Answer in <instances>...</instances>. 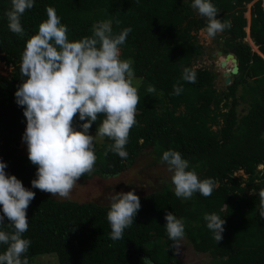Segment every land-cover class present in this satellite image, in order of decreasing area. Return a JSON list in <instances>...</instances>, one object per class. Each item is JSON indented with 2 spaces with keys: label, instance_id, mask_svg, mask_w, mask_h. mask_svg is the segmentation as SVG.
Masks as SVG:
<instances>
[{
  "label": "trees",
  "instance_id": "16d2710c",
  "mask_svg": "<svg viewBox=\"0 0 264 264\" xmlns=\"http://www.w3.org/2000/svg\"><path fill=\"white\" fill-rule=\"evenodd\" d=\"M210 2L219 10L218 19L231 22V28L215 38L224 39L221 50H235L240 67L223 90L215 87V71L192 68L204 52L197 32L207 23L191 7L192 0H34V7L21 17L23 37L9 30L3 15L10 0H0V60L13 67L10 77H0V159L8 174L35 192L23 234L31 241L25 254L29 264L45 253L56 254L59 264H143L145 258L152 264H182L164 226L166 212L183 221L184 236L196 251L208 253L212 264H264V218L259 216V190L264 188V0ZM49 6L67 26L69 40L91 36L93 25L103 20L112 22L113 34L132 29L120 46L121 59L133 61L134 76L139 78L137 124L125 146L128 156L121 158L111 151L105 155L113 143L105 138V148L96 152L95 171L80 179L115 176L148 149L159 159L171 149L181 153L200 179L215 181L210 196L194 193L185 200L170 188L140 196L134 223L124 230L123 239L113 241L109 205L58 200L32 188L36 166L27 150L16 145L26 118L14 94L24 79L20 64L26 41L38 32ZM185 68L195 72V83L182 79ZM149 84L155 93L146 92ZM176 84L183 88L179 95L173 94ZM240 85L248 98L238 95ZM241 99L250 103L242 115ZM102 119L98 117L89 130L96 131ZM82 123L77 115L74 126L80 128ZM240 170L247 176H236ZM205 213L225 220L218 243L206 226ZM0 230L11 231L7 218ZM6 247L0 244V253Z\"/></svg>",
  "mask_w": 264,
  "mask_h": 264
},
{
  "label": "clouds",
  "instance_id": "9594fccd",
  "mask_svg": "<svg viewBox=\"0 0 264 264\" xmlns=\"http://www.w3.org/2000/svg\"><path fill=\"white\" fill-rule=\"evenodd\" d=\"M34 7V0H10L3 15L8 28L23 37L25 30L21 17ZM191 7L207 21L205 32L210 38L231 28L230 21L218 19L219 10L210 0H192ZM47 18L40 22L38 32L31 35L23 50L20 64L22 82L15 91V101L23 108L26 128L22 141L27 146V156L36 166L32 188L70 200L77 181L95 171V141L108 138L113 143L108 151L126 158L130 130L140 102L131 59H121L120 46L132 29L125 28L113 34L112 22L103 20L92 27V35L79 40H69L67 26L61 23L53 7L46 8ZM117 24L119 21H116ZM182 79L195 83L196 74L185 68ZM173 94L183 88L173 86ZM146 92L156 88L149 84ZM78 115L83 123L78 130L74 120ZM103 116L96 134L89 129L98 117ZM161 162L172 173L171 182L178 198L190 199L194 193L204 197L216 187L212 178L200 179L180 152L164 151ZM7 164L0 159V244L6 250L0 253V264H29L26 253L31 241L23 238L29 224L27 209L35 192L26 188L15 175L6 172ZM141 208L140 198L134 191L116 192L110 199L107 221L113 241L123 239V233L134 223ZM259 216L264 218V188L259 190ZM164 224L172 248L179 252V241L185 234L184 223L172 212L165 213ZM203 219L218 243L223 239L225 220L216 213H205ZM23 257V258H22ZM143 264H152L145 258Z\"/></svg>",
  "mask_w": 264,
  "mask_h": 264
},
{
  "label": "rangeland",
  "instance_id": "374dc122",
  "mask_svg": "<svg viewBox=\"0 0 264 264\" xmlns=\"http://www.w3.org/2000/svg\"><path fill=\"white\" fill-rule=\"evenodd\" d=\"M246 16L250 22L251 15L249 10L246 12ZM246 29L249 32L250 26L248 25ZM197 37L204 46V52L201 56L194 60L192 68L194 70L198 68H208L211 71H215L217 73L214 80L215 87L218 90L225 89L228 84L225 83L223 71L230 69L232 67V63H229L226 68L221 66L220 59L226 55V52L222 50L223 54L219 55L218 51L221 50L220 45H223L222 43L224 39H219V41H217L215 37H208L205 29L199 30L197 32ZM247 40H249V42L252 41L249 38V35ZM12 71V66H7L0 60V77H10L12 75ZM138 81L139 78L135 77L134 82ZM238 95H244L246 98L249 97L248 92H244L242 85H240L238 89ZM249 107L250 103L241 99L238 105L240 115L246 113ZM218 127H220V124L214 126L216 129ZM77 129L79 130L80 128ZM89 134L94 136L96 131L89 130ZM104 143L105 138L96 139L95 155L97 151L105 148ZM20 148L23 151L27 150V146L23 143L22 139ZM259 168L263 169V165H260ZM171 175L172 173L168 171L167 164L162 163L161 159H159V157L154 154L151 149H148L142 153L135 162L128 165L126 169L118 175L109 177L94 176L92 178L78 180L71 193L70 200L78 202L94 201L99 204L110 205V199L116 194V192L134 191L140 197L151 192L164 191L166 188L174 190V185L171 182ZM235 175H242L244 177L247 176L243 170L236 172ZM53 197L58 200H65L58 196ZM177 253L182 264H212L211 256L208 253L196 251L186 236L179 241V252ZM32 264H59V261L56 254L45 253L37 255Z\"/></svg>",
  "mask_w": 264,
  "mask_h": 264
},
{
  "label": "water",
  "instance_id": "95a60500",
  "mask_svg": "<svg viewBox=\"0 0 264 264\" xmlns=\"http://www.w3.org/2000/svg\"><path fill=\"white\" fill-rule=\"evenodd\" d=\"M235 50L232 49L230 52L226 53L224 58L221 60V66L226 68L228 66V62L232 63V67L230 69H226L223 71V75L225 76V83L230 84L232 82V78L234 75H237L240 72L239 61L237 56L235 55ZM219 55L223 54L222 50L218 51ZM21 141H17L16 145L20 147Z\"/></svg>",
  "mask_w": 264,
  "mask_h": 264
},
{
  "label": "bare ground",
  "instance_id": "6f19581e",
  "mask_svg": "<svg viewBox=\"0 0 264 264\" xmlns=\"http://www.w3.org/2000/svg\"><path fill=\"white\" fill-rule=\"evenodd\" d=\"M224 58V57H223ZM223 58H221L220 60H222ZM221 62V61H220ZM228 63H231V62H228Z\"/></svg>",
  "mask_w": 264,
  "mask_h": 264
}]
</instances>
